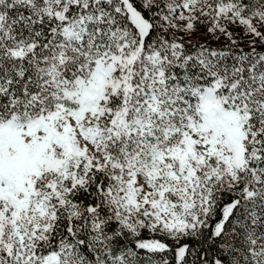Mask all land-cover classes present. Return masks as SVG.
<instances>
[{"label":"snow or ice","instance_id":"1","mask_svg":"<svg viewBox=\"0 0 264 264\" xmlns=\"http://www.w3.org/2000/svg\"><path fill=\"white\" fill-rule=\"evenodd\" d=\"M0 264H264V0H0Z\"/></svg>","mask_w":264,"mask_h":264}]
</instances>
